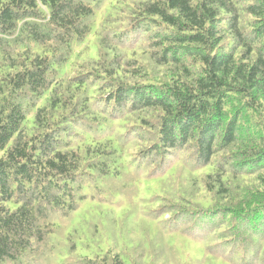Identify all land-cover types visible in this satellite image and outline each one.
<instances>
[{"label":"trees","instance_id":"1","mask_svg":"<svg viewBox=\"0 0 264 264\" xmlns=\"http://www.w3.org/2000/svg\"><path fill=\"white\" fill-rule=\"evenodd\" d=\"M0 264H264V0H0Z\"/></svg>","mask_w":264,"mask_h":264},{"label":"rangeland","instance_id":"2","mask_svg":"<svg viewBox=\"0 0 264 264\" xmlns=\"http://www.w3.org/2000/svg\"><path fill=\"white\" fill-rule=\"evenodd\" d=\"M152 182H155V180H152ZM146 183H147V180H144V181H143V185H144V186H147ZM144 193H146V190H144ZM175 236H176V234H175V235H172V236L170 237V239H171V240H174V237H175ZM180 236H181V235H180ZM181 237H183V236H181ZM185 240L188 241L187 239H185ZM188 242L192 243L194 246H196V248H197L198 250H200V246H199L198 244L192 242L191 240L188 241ZM177 243L180 244V245L182 244V243H181V240H177Z\"/></svg>","mask_w":264,"mask_h":264}]
</instances>
